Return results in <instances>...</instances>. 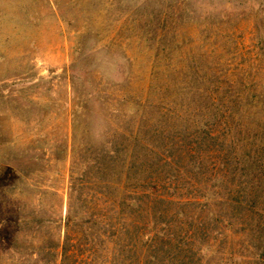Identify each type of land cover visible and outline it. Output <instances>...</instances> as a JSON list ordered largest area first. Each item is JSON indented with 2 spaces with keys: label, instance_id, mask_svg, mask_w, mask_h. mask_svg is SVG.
Returning <instances> with one entry per match:
<instances>
[{
  "label": "rangeland",
  "instance_id": "374dc122",
  "mask_svg": "<svg viewBox=\"0 0 264 264\" xmlns=\"http://www.w3.org/2000/svg\"><path fill=\"white\" fill-rule=\"evenodd\" d=\"M256 29L264 0H0V264H59L28 245L58 237L78 143L126 127L121 98L187 106L210 69L263 61ZM30 215L54 222L16 233Z\"/></svg>",
  "mask_w": 264,
  "mask_h": 264
},
{
  "label": "trees",
  "instance_id": "16d2710c",
  "mask_svg": "<svg viewBox=\"0 0 264 264\" xmlns=\"http://www.w3.org/2000/svg\"><path fill=\"white\" fill-rule=\"evenodd\" d=\"M254 35L263 61L238 76L210 69L185 107L121 98L126 127L78 143L62 230L28 245L32 254L59 264H264V31ZM53 222L30 215L14 226Z\"/></svg>",
  "mask_w": 264,
  "mask_h": 264
},
{
  "label": "clouds",
  "instance_id": "9594fccd",
  "mask_svg": "<svg viewBox=\"0 0 264 264\" xmlns=\"http://www.w3.org/2000/svg\"><path fill=\"white\" fill-rule=\"evenodd\" d=\"M117 62H119V58H117ZM110 72L114 75L115 74V63L112 64L110 68Z\"/></svg>",
  "mask_w": 264,
  "mask_h": 264
}]
</instances>
